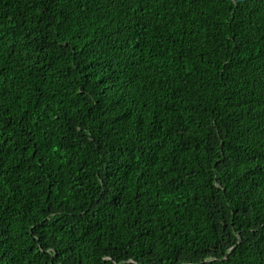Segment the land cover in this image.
Returning a JSON list of instances; mask_svg holds the SVG:
<instances>
[{"label":"trees","instance_id":"trees-1","mask_svg":"<svg viewBox=\"0 0 264 264\" xmlns=\"http://www.w3.org/2000/svg\"><path fill=\"white\" fill-rule=\"evenodd\" d=\"M0 264H264V0H0Z\"/></svg>","mask_w":264,"mask_h":264},{"label":"bare ground","instance_id":"bare-ground-1","mask_svg":"<svg viewBox=\"0 0 264 264\" xmlns=\"http://www.w3.org/2000/svg\"><path fill=\"white\" fill-rule=\"evenodd\" d=\"M6 81V80H5ZM83 96V95H82ZM75 116V115H74ZM72 158V157H71ZM82 158V157H81ZM85 158V157H84ZM108 160V159H107ZM34 163V162H33ZM38 167V166H37ZM92 172V171H91ZM94 174V173H93ZM73 175V174H72ZM97 180V179H96ZM81 188V187H80ZM75 189V188H74Z\"/></svg>","mask_w":264,"mask_h":264}]
</instances>
